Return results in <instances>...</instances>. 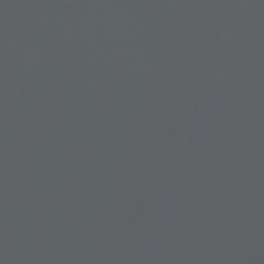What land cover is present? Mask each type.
<instances>
[{"label": "water", "instance_id": "obj_1", "mask_svg": "<svg viewBox=\"0 0 264 264\" xmlns=\"http://www.w3.org/2000/svg\"><path fill=\"white\" fill-rule=\"evenodd\" d=\"M0 264H264V0H0Z\"/></svg>", "mask_w": 264, "mask_h": 264}]
</instances>
